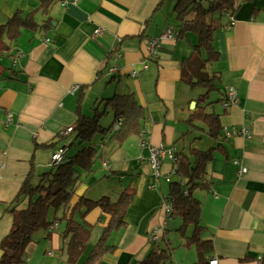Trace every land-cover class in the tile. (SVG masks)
<instances>
[{
  "label": "crops",
  "instance_id": "crops-1",
  "mask_svg": "<svg viewBox=\"0 0 264 264\" xmlns=\"http://www.w3.org/2000/svg\"><path fill=\"white\" fill-rule=\"evenodd\" d=\"M175 1L77 0L63 6L58 0L49 10L51 28H22L10 54L0 57L6 75L10 69L16 72L0 79V241L13 222L7 208L28 171L32 168L35 177L36 171L48 167L50 154L62 144L67 145L66 154L71 149L74 133L60 135L59 131L75 126L77 110L87 114L90 101L96 104L114 93L133 91L145 111L140 133L108 152L93 173L81 175L72 202L79 195L92 199L107 195L115 200L123 188H136L126 211V226L110 236L116 249L90 264H137L156 244L149 238L150 230L164 219L161 237L165 235L172 246L167 231L170 222L176 221L172 214L166 218L162 202L168 192L167 177L174 178L170 174L173 163L164 159L155 176L149 151L140 140L174 146L176 152L216 144L200 121L188 122L193 109L190 103L197 93L181 81L180 62L197 42L195 33L164 40L155 56L147 54L150 37L175 27ZM38 6V0H0V24L16 9ZM233 16V25L227 26L229 17L225 15L224 25L215 32L213 43L220 56L207 63L206 70L220 76V106L219 111L213 106V111L220 114L222 125L249 123L252 135L223 136L227 155L215 152L206 166L208 186L192 193L201 204L202 238L213 242L206 261L216 258V264H257V257L264 255V0H241ZM43 18L37 15L38 21ZM96 27L102 29L98 35L93 34ZM114 47L121 52L118 60L111 54ZM143 59L146 68L141 67ZM112 65L119 70L110 74L107 70ZM133 69L137 70L135 76L130 74ZM75 83L78 90L68 92ZM228 85H235L239 101L224 109L221 99ZM235 160L246 167L244 173L238 174ZM74 218L79 219L77 212ZM85 219L91 229L76 261L67 259L60 235L63 225L58 224L49 237L45 229L33 233L22 264H85L108 215L94 207ZM161 237L158 243L164 245ZM181 244L183 257L173 249L171 264L196 262L195 246ZM245 257L248 259L242 260Z\"/></svg>",
  "mask_w": 264,
  "mask_h": 264
},
{
  "label": "trees",
  "instance_id": "trees-1",
  "mask_svg": "<svg viewBox=\"0 0 264 264\" xmlns=\"http://www.w3.org/2000/svg\"><path fill=\"white\" fill-rule=\"evenodd\" d=\"M39 6L32 10L16 9L4 23L0 24V57L10 51L20 35L22 28L36 30L51 28L50 7L58 0H38ZM248 1V0H242ZM241 0H176L173 8L174 30L176 38H183L188 32L195 33L197 42L192 44L191 53L180 62L181 81L190 89H200L195 98V106L188 116V122L200 121L207 135L216 142L207 148L191 146L187 151H177V160L173 163L174 178H170L168 192L164 199L172 205V215L178 214L181 223L177 230L184 237V245H194L198 259L192 264H205L206 256L213 250L211 239L202 238L204 225L200 222V201L193 196L196 188H206L204 178L206 166L219 151L227 155L222 144L223 133L220 114L207 107L213 101L205 103L211 92H219L220 76L209 73L206 65L219 59V51L213 40L215 32L224 25L225 15H234ZM44 18L38 21L37 15ZM6 68L0 62V79L14 76L15 70ZM215 98V101H218ZM104 108L94 107L91 116L78 111L72 133L79 139V148L66 156L48 171L33 175L31 168L22 180L7 210L13 215L10 230L0 241V264H22L26 246L32 235L39 229L48 230L47 237L54 229V223L62 224L60 235L65 244V252L70 262L76 261L86 245L91 224L85 219L88 211L99 207L108 215V221L96 243L93 245L84 263H96L103 255L113 253L116 245L110 242L112 232L126 226V211L136 194V188L128 186L121 190L115 200L107 195L92 199L79 195L72 202L82 174L94 172L96 159H103L108 152L120 146L128 137L139 134L145 118L143 106L137 101L133 91L114 93L101 99ZM109 107L112 118L107 125L100 124V118ZM121 121L113 128L117 119ZM65 145V144H63ZM39 146L36 144L35 147ZM178 176V178L176 177ZM24 206H21L23 202ZM79 219L74 218L75 213ZM191 226L190 234H186ZM164 245L155 244L137 264H171L172 251L170 242L161 237ZM248 259L247 257L242 260ZM260 264H264V255Z\"/></svg>",
  "mask_w": 264,
  "mask_h": 264
},
{
  "label": "built area",
  "instance_id": "built-area-1",
  "mask_svg": "<svg viewBox=\"0 0 264 264\" xmlns=\"http://www.w3.org/2000/svg\"><path fill=\"white\" fill-rule=\"evenodd\" d=\"M76 3L77 0H60L61 5H66L68 3ZM229 21L227 23V26L233 25L235 22V18L233 15H228ZM102 32V29L100 27H96L93 31L94 35H98ZM176 37V31L172 27H167L161 34L150 37L147 40L146 43V50L148 57L155 56L160 48V44L164 40H174ZM46 40H48L46 38ZM111 54L114 56L115 59H119L121 57V52L117 48H112ZM141 67L146 68L147 67V61L146 59H143L141 61ZM119 70V67L116 65H112L108 68L107 72L110 74L116 73ZM130 74L135 76L137 74V70L133 69L130 71ZM79 84L75 83L70 85V87L67 89L68 92L74 93L78 90ZM238 94L237 89L235 85H228L225 88L224 95L221 99V106L226 109L227 107L234 105L238 102ZM11 118V114H7V121H9ZM246 119V116H245ZM121 121V118L117 119V121L114 123L113 128L116 129ZM73 131V126L66 127L64 129H61L59 131L60 135H65L67 133H70ZM222 133L225 137H232V136H242L245 138H250L252 135V130L249 125V123H243L242 126H228L222 125ZM140 143L142 146H146L149 154H148V162L152 167V171L155 176L159 175L160 166L164 159L170 160L172 163H174L177 160V153L176 148L174 146H165L163 144L153 145L149 142H147L144 138H141ZM67 151V145H61L58 148H56L49 157L48 166H54L58 164L64 157L65 153ZM238 165V174L244 173L246 170V167L242 165L238 160L234 161ZM103 166L106 167V162L103 161ZM174 170L170 171V174H173ZM170 175H168L167 180H170ZM162 208L166 215V218L169 217V215L172 213V205L166 201L165 199L162 202ZM166 219L163 220V222L160 225L154 226L149 233V238L152 242L158 243L161 237V231L165 227ZM54 227H58L57 223H54ZM261 256H258L256 259L257 264H260ZM209 264H216L217 259L211 258L208 261Z\"/></svg>",
  "mask_w": 264,
  "mask_h": 264
},
{
  "label": "rangeland",
  "instance_id": "rangeland-1",
  "mask_svg": "<svg viewBox=\"0 0 264 264\" xmlns=\"http://www.w3.org/2000/svg\"><path fill=\"white\" fill-rule=\"evenodd\" d=\"M194 35L196 36V34H194ZM207 70H208V68H207ZM219 86H220V83H219ZM193 90L197 94L200 92V89H198V88L197 89H193ZM218 96H219V92L218 91L217 92H211V94L206 99L205 103H207L209 101H213V100L214 101H213V104L209 105L210 107H208L207 110H209V111L213 110V106H214L215 111H219L218 109H219L220 105L218 104V101H215V99H214V98H217ZM97 105L99 107V110H102L104 108V102H101L100 105H99V102L94 104L92 101H90L88 104H86L85 112L87 113V115L91 116L93 114L94 107H96ZM111 118H112V113H111L110 108L107 106L105 113L100 118V124L107 125L110 122ZM201 146L207 147L208 145H201ZM70 147H71V149H69V151L66 154V156L75 153V151L79 148V139L73 140V142H72ZM99 165H100V159H96V161L94 163V170H95V167L98 168ZM50 168H51V166H48V167H46V168H44L42 170L36 171L37 173H36L35 177L37 178L38 174H40V173H42L44 171H48ZM176 177L178 178V176H176ZM101 178H105V177L102 176ZM173 215H174L175 221L177 223L174 222V221L170 222V226H169V230L167 231V234H168V238L170 239V241L172 243V246L174 247V249H177L176 254L178 256L181 255V257H183L182 253H184L183 252L184 251L183 250L184 246L181 244V242L184 241V237L181 236V234L177 230L179 224L181 223V217L178 214H173ZM190 231H191V226H189L187 228L186 234L190 233Z\"/></svg>",
  "mask_w": 264,
  "mask_h": 264
},
{
  "label": "water",
  "instance_id": "water-1",
  "mask_svg": "<svg viewBox=\"0 0 264 264\" xmlns=\"http://www.w3.org/2000/svg\"><path fill=\"white\" fill-rule=\"evenodd\" d=\"M195 106V101H191L190 108H193Z\"/></svg>",
  "mask_w": 264,
  "mask_h": 264
}]
</instances>
